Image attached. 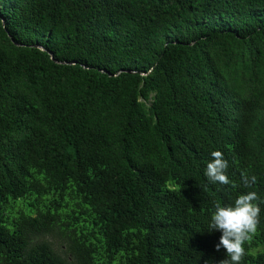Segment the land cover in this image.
Masks as SVG:
<instances>
[{"label":"trees","instance_id":"16d2710c","mask_svg":"<svg viewBox=\"0 0 264 264\" xmlns=\"http://www.w3.org/2000/svg\"><path fill=\"white\" fill-rule=\"evenodd\" d=\"M249 191L264 264V0H0V264H219Z\"/></svg>","mask_w":264,"mask_h":264},{"label":"clouds","instance_id":"9594fccd","mask_svg":"<svg viewBox=\"0 0 264 264\" xmlns=\"http://www.w3.org/2000/svg\"><path fill=\"white\" fill-rule=\"evenodd\" d=\"M211 161L207 162L204 175L210 183L220 185H236L227 175L228 162L220 151L211 153ZM256 177L241 172V183L250 188L256 183ZM260 196L255 191L238 194L232 204L221 205L217 202L208 223L209 231H219L221 236L215 250H225V258L219 264H242L245 256V243L257 231L259 224ZM207 264V262H206Z\"/></svg>","mask_w":264,"mask_h":264},{"label":"rangeland","instance_id":"374dc122","mask_svg":"<svg viewBox=\"0 0 264 264\" xmlns=\"http://www.w3.org/2000/svg\"><path fill=\"white\" fill-rule=\"evenodd\" d=\"M58 231L59 230L57 228H55L53 232L45 235L43 239L51 245L52 249L56 253L59 254L60 250L65 249V245H64V243H62V240L60 239V236L58 235Z\"/></svg>","mask_w":264,"mask_h":264},{"label":"water","instance_id":"95a60500","mask_svg":"<svg viewBox=\"0 0 264 264\" xmlns=\"http://www.w3.org/2000/svg\"><path fill=\"white\" fill-rule=\"evenodd\" d=\"M37 48H38L40 51H43V49H41L40 47H37ZM47 55L49 56V59L52 60L54 63H58V62H56V61H54V60L52 59V56H51L50 53L47 52Z\"/></svg>","mask_w":264,"mask_h":264}]
</instances>
